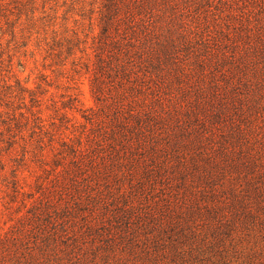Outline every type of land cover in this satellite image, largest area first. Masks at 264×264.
<instances>
[{
  "label": "rangeland",
  "instance_id": "rangeland-1",
  "mask_svg": "<svg viewBox=\"0 0 264 264\" xmlns=\"http://www.w3.org/2000/svg\"><path fill=\"white\" fill-rule=\"evenodd\" d=\"M159 6L153 28L169 32L184 72L169 64L165 78L144 76L130 89L125 101L135 97L139 109L156 115L143 127L147 142L130 152L118 149L125 156H102L109 146L94 138L111 135L114 105L105 104L122 88L113 74L102 103L92 86L102 0H0V232L35 198L43 200V186L58 188V169L70 167L74 157L57 154L59 140L75 136L97 155L81 156L80 175L96 179L97 158L112 181L99 180L97 188L137 192L131 184L143 180L157 188L145 193L150 201L171 192L194 194L202 207L222 205L227 223L238 226L231 233L237 241L228 239L237 251L227 264H264V0H164ZM158 94L163 109L154 101ZM37 115L47 131L46 156L23 150L26 141L36 142ZM98 117L105 130L94 122ZM213 216L207 211L194 224L223 227Z\"/></svg>",
  "mask_w": 264,
  "mask_h": 264
},
{
  "label": "trees",
  "instance_id": "trees-1",
  "mask_svg": "<svg viewBox=\"0 0 264 264\" xmlns=\"http://www.w3.org/2000/svg\"><path fill=\"white\" fill-rule=\"evenodd\" d=\"M162 1L102 0L101 29L95 34L99 51L93 62L92 86L97 100L102 103L105 102L103 96L112 87L109 78L119 77L118 85L122 87L115 99L105 104L114 105L109 118L111 135L109 132L107 136L94 138L100 146H109L108 152L101 150L102 156L116 153L125 156L119 154L118 149L129 148L130 152L135 143L147 142L149 133L143 127L148 118L156 115L139 109L140 102L135 97L126 102L130 89L140 86L144 76L155 74L165 78L169 64H176L179 73L184 72V66L176 62L177 47L168 43L169 32L153 28L151 18ZM88 55L91 59L89 52ZM150 67L154 71L146 70ZM158 95L154 101L159 103V109L165 103ZM41 100L40 95L32 98L37 105ZM16 115L11 119L17 120ZM20 116L29 120L27 112L21 111ZM99 120L100 117L94 122L101 125ZM34 122L36 142L26 141L23 150L32 147L36 155L46 156L44 118L37 115ZM15 123L23 126L20 121ZM100 128L105 130L103 125ZM82 141L75 142V136L61 137L62 148L57 154L74 156L71 166L58 169L63 172L58 188L43 186L47 190L43 200L35 198L11 229L0 232V264H227L230 255L237 251L234 250L237 242L228 243V239L236 240L231 235L238 226L227 223L222 205L213 203L209 208L202 207L194 194L172 197L171 192L161 194V201H150L145 193L157 188L151 182L143 185V180L140 186L136 180L131 184L132 188H140L137 192L128 193L127 188L113 186H107L106 190L97 188L102 180L112 181L99 167L97 158L92 159L96 179L88 174L80 175L84 171L81 156H97L91 153L93 145H82ZM55 156L58 155L55 153ZM113 178L119 182L116 178L121 177ZM110 183L108 185H112ZM134 199L138 202H133ZM241 202L246 204L242 199ZM207 211L214 214L223 227L194 224Z\"/></svg>",
  "mask_w": 264,
  "mask_h": 264
}]
</instances>
